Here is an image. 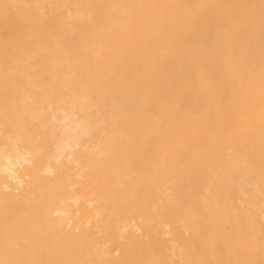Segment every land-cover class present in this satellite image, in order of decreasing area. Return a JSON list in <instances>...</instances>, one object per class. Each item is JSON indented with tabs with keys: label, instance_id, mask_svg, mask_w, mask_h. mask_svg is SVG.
I'll return each mask as SVG.
<instances>
[{
	"label": "bare ground",
	"instance_id": "1",
	"mask_svg": "<svg viewBox=\"0 0 264 264\" xmlns=\"http://www.w3.org/2000/svg\"><path fill=\"white\" fill-rule=\"evenodd\" d=\"M0 264H264V0H0Z\"/></svg>",
	"mask_w": 264,
	"mask_h": 264
}]
</instances>
